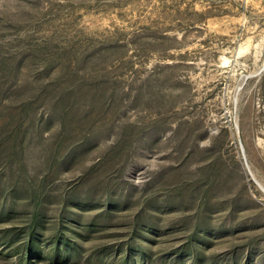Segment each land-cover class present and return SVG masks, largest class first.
I'll use <instances>...</instances> for the list:
<instances>
[{"label": "rangeland", "instance_id": "374dc122", "mask_svg": "<svg viewBox=\"0 0 264 264\" xmlns=\"http://www.w3.org/2000/svg\"><path fill=\"white\" fill-rule=\"evenodd\" d=\"M32 226V264H264V0H0V264Z\"/></svg>", "mask_w": 264, "mask_h": 264}, {"label": "trees", "instance_id": "16d2710c", "mask_svg": "<svg viewBox=\"0 0 264 264\" xmlns=\"http://www.w3.org/2000/svg\"><path fill=\"white\" fill-rule=\"evenodd\" d=\"M37 232L36 229L32 226L31 229V236L29 242H26L24 245V258L25 256L27 257V264H32L33 261H31L32 256H36L37 254H40V256L44 255V252L40 250V247L38 245V242H35L36 236L34 233ZM62 247L64 249H73L74 252L77 254V251H80V245L76 244L75 242H56L54 246L53 252L47 253L52 259H55L56 263H60L59 259L61 257V252H62ZM140 249L142 250L143 253L146 255H149L151 253L152 248H144L141 246ZM129 253H132V248H129L127 250ZM197 257H199V254H197ZM35 258V257H33ZM64 261V260H63Z\"/></svg>", "mask_w": 264, "mask_h": 264}, {"label": "water", "instance_id": "95a60500", "mask_svg": "<svg viewBox=\"0 0 264 264\" xmlns=\"http://www.w3.org/2000/svg\"><path fill=\"white\" fill-rule=\"evenodd\" d=\"M241 148H242V151H243V147H242V144H241ZM243 153H244V151H243ZM249 169V168H248ZM250 170V169H249Z\"/></svg>", "mask_w": 264, "mask_h": 264}]
</instances>
